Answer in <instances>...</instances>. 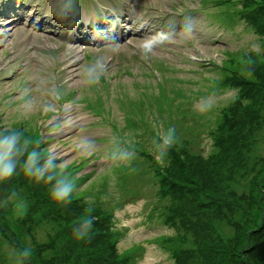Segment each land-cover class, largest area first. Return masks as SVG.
Segmentation results:
<instances>
[{"label": "rangeland", "instance_id": "rangeland-1", "mask_svg": "<svg viewBox=\"0 0 264 264\" xmlns=\"http://www.w3.org/2000/svg\"><path fill=\"white\" fill-rule=\"evenodd\" d=\"M97 1L0 0V264H264V0Z\"/></svg>", "mask_w": 264, "mask_h": 264}, {"label": "clouds", "instance_id": "clouds-1", "mask_svg": "<svg viewBox=\"0 0 264 264\" xmlns=\"http://www.w3.org/2000/svg\"><path fill=\"white\" fill-rule=\"evenodd\" d=\"M155 43V40H146L143 44V48L146 51H150L152 45ZM18 135L13 133L10 136H5L0 138V181L6 180L11 177L15 171V166L12 162L14 156V149L18 142ZM172 140L169 137L164 138V144L170 145ZM37 162V155L35 152L31 153L28 157V162L25 166L26 174L31 175L33 166ZM51 161H48L44 167L47 168L50 165ZM36 173L38 174V178H42V173L40 169H36ZM72 184L70 182H60L56 188L52 190V197L57 201H62L71 193Z\"/></svg>", "mask_w": 264, "mask_h": 264}, {"label": "trees", "instance_id": "trees-1", "mask_svg": "<svg viewBox=\"0 0 264 264\" xmlns=\"http://www.w3.org/2000/svg\"><path fill=\"white\" fill-rule=\"evenodd\" d=\"M63 8H65V7H63ZM62 8V9H63ZM250 18V17H249ZM234 81H237V78H236V80H234ZM242 80H238L236 83L238 84V86H236V90L239 92V91H242V90H245L244 89V85H243V83L241 82ZM244 81V80H243ZM254 81V80H253ZM251 82V81H248L247 79H245V83L246 84H253V85H255L256 83L255 82ZM225 85L227 86V85H230V83H225ZM231 86V85H230ZM240 87V88H239ZM239 89V90H238ZM256 89L257 88H251V89H249L248 91H246L245 90V92L246 93H248L247 94V96H243V97H252L253 99H256V97H260V90L258 89V91H256ZM243 101H245L244 99H242V105L244 104V102ZM247 101V100H246ZM224 111V110H223ZM228 121V119H226L225 121H224V123H226ZM234 137H236V136H234ZM224 140H223V138H222V136H221V139L219 140V142H218V145H216V148H218L219 150L220 149H222V147L220 146L221 144H222V142H223ZM202 161H204V160H202ZM174 162L175 163H177V165L180 167V166H182L181 165V161H180V159L178 158V157H176L175 156V158H174ZM192 173L194 174V175H201V174H199L198 172H197V170L196 169H194L193 171H192ZM199 179V181L201 180L202 181V179H203V183L205 184V177L204 176H202V178H198ZM220 204V200H219V202H218V200H217V202H216V204L215 205H211V206H215L216 208H217V206ZM210 206V207H211ZM220 206V209H222L223 207L221 206V205H219ZM225 206V205H224ZM230 208H232V206L231 205H228ZM259 206V205H258ZM225 208H226V206H225ZM263 213H264V211H263ZM98 216H100L101 218H102V222H103V218L105 217V216H103L101 213H99V214H97ZM106 218V217H105ZM88 221V220H87ZM87 221H85L84 222V225H86L87 223ZM263 221H264V218H263ZM81 223V222H80ZM263 224H264V222H262ZM111 224V223H110ZM238 228L240 229V228H242V224L240 225V226H238ZM255 235V234H254ZM90 239H91V241H93V242H95L97 239H95V237H90ZM253 239V236L250 234V235H248V237H246V241H248L249 243L248 244H250V240H252ZM261 244V243H260ZM14 245H16V244H14ZM17 247L18 248H20V246L17 244ZM257 249H260V245L259 244H251V246L249 247V250H253V251H256ZM30 264H37V259L35 258V259H33V260H31L30 261ZM50 264H52V263H50Z\"/></svg>", "mask_w": 264, "mask_h": 264}]
</instances>
